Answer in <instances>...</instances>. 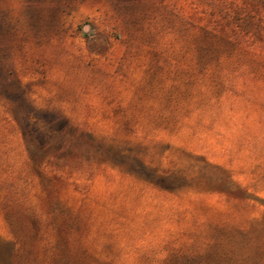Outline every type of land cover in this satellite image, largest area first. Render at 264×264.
Returning <instances> with one entry per match:
<instances>
[{"label":"rangeland","instance_id":"rangeland-1","mask_svg":"<svg viewBox=\"0 0 264 264\" xmlns=\"http://www.w3.org/2000/svg\"><path fill=\"white\" fill-rule=\"evenodd\" d=\"M151 1L0 0V232L13 264L260 253L264 78L187 89L183 59L151 60ZM163 3L194 22L206 8Z\"/></svg>","mask_w":264,"mask_h":264},{"label":"trees","instance_id":"trees-1","mask_svg":"<svg viewBox=\"0 0 264 264\" xmlns=\"http://www.w3.org/2000/svg\"><path fill=\"white\" fill-rule=\"evenodd\" d=\"M164 1H151V60L183 59L187 89L202 84L222 92L228 88L223 77L244 72L264 78V0H197L206 7L199 22L183 18ZM159 70L156 64L151 71ZM15 252L13 241L11 258ZM263 255L264 245L258 254L242 252L240 259L243 264H259Z\"/></svg>","mask_w":264,"mask_h":264},{"label":"crops","instance_id":"crops-1","mask_svg":"<svg viewBox=\"0 0 264 264\" xmlns=\"http://www.w3.org/2000/svg\"><path fill=\"white\" fill-rule=\"evenodd\" d=\"M0 264H13L10 240L2 232H0ZM259 264H264V255Z\"/></svg>","mask_w":264,"mask_h":264}]
</instances>
